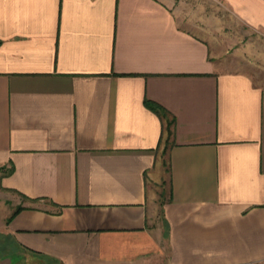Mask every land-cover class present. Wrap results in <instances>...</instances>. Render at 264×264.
<instances>
[{"label":"crops","instance_id":"0c3cea01","mask_svg":"<svg viewBox=\"0 0 264 264\" xmlns=\"http://www.w3.org/2000/svg\"><path fill=\"white\" fill-rule=\"evenodd\" d=\"M177 2L0 0V264H264V68Z\"/></svg>","mask_w":264,"mask_h":264},{"label":"rangeland","instance_id":"374dc122","mask_svg":"<svg viewBox=\"0 0 264 264\" xmlns=\"http://www.w3.org/2000/svg\"><path fill=\"white\" fill-rule=\"evenodd\" d=\"M175 13L179 25L194 32L204 29L227 46H240L241 53L232 57L236 63L252 56L256 65L264 68V31L250 28L218 1L181 0L176 3ZM2 193L0 190V200Z\"/></svg>","mask_w":264,"mask_h":264},{"label":"trees","instance_id":"16d2710c","mask_svg":"<svg viewBox=\"0 0 264 264\" xmlns=\"http://www.w3.org/2000/svg\"><path fill=\"white\" fill-rule=\"evenodd\" d=\"M145 104L147 106H149L150 108H152L153 110H155L156 112H158L162 117L166 115L164 108H162L159 104H157L155 102H151L149 100H145ZM167 130L170 133L169 127H167ZM0 173L1 174H6V173H8V171H6L5 167L2 166V167H0ZM21 208H22L21 206H18L14 210L13 214L16 213L18 210H20Z\"/></svg>","mask_w":264,"mask_h":264}]
</instances>
